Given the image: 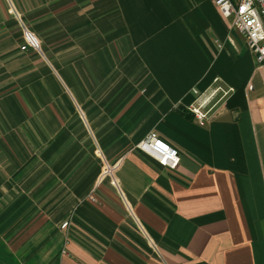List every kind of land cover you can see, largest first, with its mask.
<instances>
[{"label": "crops", "instance_id": "0c3cea01", "mask_svg": "<svg viewBox=\"0 0 264 264\" xmlns=\"http://www.w3.org/2000/svg\"><path fill=\"white\" fill-rule=\"evenodd\" d=\"M0 264H264V70L212 0H0Z\"/></svg>", "mask_w": 264, "mask_h": 264}, {"label": "built area", "instance_id": "2783aa9c", "mask_svg": "<svg viewBox=\"0 0 264 264\" xmlns=\"http://www.w3.org/2000/svg\"><path fill=\"white\" fill-rule=\"evenodd\" d=\"M231 32H237L247 41L254 53L259 67L264 70V0H212ZM232 41V38H228ZM24 45L20 50L41 53V43L30 30L24 28ZM219 49L222 45L218 43ZM195 101L188 106L187 112L201 126L211 122L219 109L235 93V89L215 79L212 87L204 93L193 90ZM136 150L153 160L160 166L175 171L181 163V155L177 149L165 142L156 132H151L137 145ZM109 170H107V173ZM68 227L67 224L64 228Z\"/></svg>", "mask_w": 264, "mask_h": 264}]
</instances>
